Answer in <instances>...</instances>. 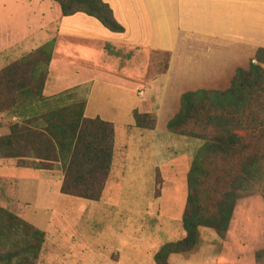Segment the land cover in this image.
I'll use <instances>...</instances> for the list:
<instances>
[{"label": "rangeland", "instance_id": "obj_1", "mask_svg": "<svg viewBox=\"0 0 264 264\" xmlns=\"http://www.w3.org/2000/svg\"><path fill=\"white\" fill-rule=\"evenodd\" d=\"M105 1L113 12L112 16L114 14L116 17L113 18L122 26L126 40L134 46H141L146 36V25L138 0H111L114 3ZM33 2L0 0V69L33 50L35 44L20 42L29 30L42 23L36 16L37 8ZM113 35L122 38L119 34ZM58 41L61 44V48L57 49L59 54L68 55L65 49L68 42L65 39ZM110 45L118 49L121 56L128 53L129 57L121 60L120 57L108 55L103 48L104 44L100 42L97 51L88 48L84 50L86 58L97 64V73L90 77L92 89L86 98L84 114L111 120L113 124V160L107 184L99 199L87 201L63 195L55 201L56 183L51 180L59 176L62 165L52 162L51 169H29L23 172L21 168L24 167L13 170L14 166L8 165V158H0V207L44 233L34 264H89L88 254L94 251L108 257L107 260H118V264H154L146 258L143 238H154V244H163L184 235L180 215L186 194L185 173L192 154L202 141L170 133L165 126L163 128L159 125L156 129L153 127V130L133 126L130 109L139 110L144 91L142 97L138 98L131 91L133 84L125 86L105 78L104 73L125 71L129 78L143 77L147 80L148 77L166 72L167 55H156L131 45L128 48L115 43ZM194 45L196 48L180 54L177 64L169 72L168 99L174 101L177 93L185 90L212 86V83L220 86L225 84L222 83L223 79L218 84L205 74L201 68L202 42ZM222 54L234 69L240 65L239 61L231 58V52L224 51ZM67 65L71 67L75 64L70 61ZM161 88L162 81L160 91ZM58 96L64 97V94L45 99L41 96V100L34 98L20 104L27 101L35 111L43 112L45 108L57 104L55 97ZM8 112H0V137L8 132L7 126L11 122ZM12 176L20 178L19 187L30 191L28 195L37 199L36 203L30 200L23 203L15 201L11 190L16 187V180H10ZM46 177L51 180L47 182ZM46 186L48 192L45 191ZM261 193L241 197L234 204L235 219L247 213V217H244L247 227H255L257 220L261 233L252 249V255L254 251L264 248V210L258 203ZM197 230L204 237L210 233L214 235L206 227H198ZM249 235L252 236L253 232ZM249 248L247 243L243 250ZM239 258L244 259L243 254Z\"/></svg>", "mask_w": 264, "mask_h": 264}, {"label": "trees", "instance_id": "obj_2", "mask_svg": "<svg viewBox=\"0 0 264 264\" xmlns=\"http://www.w3.org/2000/svg\"><path fill=\"white\" fill-rule=\"evenodd\" d=\"M51 1L61 16L80 13L109 32L123 31L102 0ZM103 48L109 54L112 51L109 44ZM51 50L50 40L0 69V112L41 98ZM245 52L247 66L236 67L226 87L181 92L175 113L165 123L170 133L202 144L185 173L180 215L184 235L160 245L152 255L154 264H166L169 254L192 249L198 227L209 228L222 238L237 199L262 191L264 202V69L250 62L264 64V48L245 47ZM83 105L77 101L53 106L31 118L42 121L40 129L10 123L7 134L0 137V158H15L17 167L42 170L60 161L59 193L97 201L108 175L112 125L98 117L83 118ZM132 121L139 129L154 127V117L147 113L133 111ZM43 238L42 231L0 207V264H34ZM252 260L264 264V248L254 251Z\"/></svg>", "mask_w": 264, "mask_h": 264}, {"label": "crops", "instance_id": "obj_3", "mask_svg": "<svg viewBox=\"0 0 264 264\" xmlns=\"http://www.w3.org/2000/svg\"><path fill=\"white\" fill-rule=\"evenodd\" d=\"M102 1L106 3L105 0ZM111 2L114 3L113 1ZM138 3L146 25V36L142 39L143 44L141 46H134L127 41L123 31L120 33L107 31L99 23L97 24L95 19L96 22L89 19L91 17L80 13L61 16L58 6L51 0H34L32 4L37 8L36 16L39 17L42 23L29 30V33L20 42L24 41L27 45L35 44L34 49L44 42L52 41V50L41 96L45 99L63 93L64 97L62 96L61 99L57 100V104L47 108H52L53 106L61 107L72 102L83 101L82 117L90 119L98 117L96 115L85 116L84 114L87 104L86 98L92 89L90 77L97 73L95 60L98 56L96 55L94 59L95 65L86 58L84 50L88 48L97 51L98 42L109 45L110 43H115L125 48L131 45L146 49L156 55L166 54V72L148 77L147 80L149 82L143 77L140 79L129 78L125 71L114 73L107 71V74L104 73V77L113 79L125 86H127L126 84H133L131 91L138 98L142 97L141 95L144 91L145 96L139 103V110L131 108V114L133 111L151 114L154 117V129L159 125L164 128L166 121L177 109L178 96L181 93H177L174 101L167 97L170 96L168 94L170 89L169 72L174 68V64H177L182 52H189L194 47L196 48L194 44L201 41L202 70L216 83L222 79L224 80L222 83H225L223 86L212 83V86L205 87L222 89L226 87L234 71L233 65L229 62L227 63L228 60L223 57L222 52H231V58L240 62L237 67L245 68L248 59L245 47L264 48V0H138ZM124 12H126V9ZM111 13L113 12L111 11ZM114 18L116 19L115 16ZM113 34H119L122 38L113 37ZM59 39H65L68 42L67 46H65L68 55H63V53L60 55L57 51V49L61 48ZM110 48L112 50L110 54L105 51L108 55L116 58L120 57L119 59L121 60L129 57L128 53L121 56L118 49H113L111 45ZM70 61H74L75 65L68 66L67 63H70ZM161 81L163 82V88L160 91L159 85ZM138 92L139 95H137ZM66 93H68V96L65 98ZM123 95L126 94L123 93ZM35 110L27 101L20 104L15 109L9 110L8 115L11 121L9 124L28 123L26 125L30 128H42L43 123L41 120H31V118L42 113V111ZM99 119L112 125L110 163L104 189L113 160L114 135L111 120ZM29 120L31 122H28ZM8 161L9 167L14 166L13 170L21 168L15 166V158H8ZM55 163L61 165L60 161ZM21 169L23 172H27L31 168ZM60 169L61 173L58 174L57 178L52 177L53 179L51 180L46 177L47 182L51 180L56 183L54 191L55 201L64 195L58 191L63 174V166ZM9 178L10 180H16V187H14L13 191L11 190V194L17 203H23L26 200L36 203L37 199L28 195V192L31 193L30 191L19 187L18 180L20 178L17 176ZM45 191H49L47 186ZM258 203L264 210L262 199H258ZM234 207L222 238L211 233L209 236L204 237L197 230V241L193 248L187 252L169 254L166 264H252L251 255L261 232L257 225V220L254 224L255 227L246 226L247 220L244 217H247V213H243V215L241 214L239 218L236 217L235 219ZM250 232H253L252 236L249 235ZM143 242L145 243L146 258L152 262V255L162 243L154 244V238H143ZM247 243L250 248L244 251L243 249ZM237 247H241V249L238 250ZM241 254L244 256L242 260L239 258ZM88 255L89 264H118V260H107L108 257L99 252H90Z\"/></svg>", "mask_w": 264, "mask_h": 264}, {"label": "built area", "instance_id": "obj_4", "mask_svg": "<svg viewBox=\"0 0 264 264\" xmlns=\"http://www.w3.org/2000/svg\"><path fill=\"white\" fill-rule=\"evenodd\" d=\"M250 62H251L252 64H258V65H260L261 67H263V64L258 63V62H257L256 60H254V59H251ZM137 95H139V92L137 93Z\"/></svg>", "mask_w": 264, "mask_h": 264}]
</instances>
